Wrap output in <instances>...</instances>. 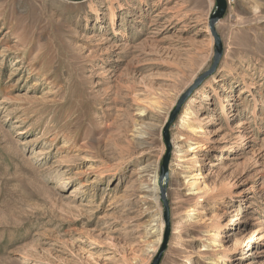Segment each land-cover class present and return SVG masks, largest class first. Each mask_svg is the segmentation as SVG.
Masks as SVG:
<instances>
[{
	"label": "rangeland",
	"instance_id": "rangeland-1",
	"mask_svg": "<svg viewBox=\"0 0 264 264\" xmlns=\"http://www.w3.org/2000/svg\"><path fill=\"white\" fill-rule=\"evenodd\" d=\"M90 1L0 0V264H151L161 187L159 264H264V0H226L162 183L215 0Z\"/></svg>",
	"mask_w": 264,
	"mask_h": 264
},
{
	"label": "water",
	"instance_id": "water-1",
	"mask_svg": "<svg viewBox=\"0 0 264 264\" xmlns=\"http://www.w3.org/2000/svg\"><path fill=\"white\" fill-rule=\"evenodd\" d=\"M71 1H78V0H71ZM215 3H216V9H215L214 13L210 16V19H209V29H210V33L213 37V40H214V52H215L214 61H213V64H212L210 70L207 71L206 73H204L202 76H200L194 82V84L179 98V100L176 103L175 108L173 109V111L169 117V122L166 124V126L163 129V138H164V141L166 144V153L163 157L162 164H161V169H160V174H159V183H162V181L164 179H167V175H168L167 167H168L169 152H170V145L168 142V128H169L170 124L174 121V119H175L177 113L179 112L181 106L188 99L191 92L196 87L199 86V84L202 82L203 79H205L207 76H210L213 73V71L215 70V68L217 67V65L219 63V60L221 59V57L223 55L222 42H221L220 37L216 33L215 24L218 20L222 19L223 16L225 15V12L227 10V4H226V0H215ZM164 195H165V188L161 187L160 188V199L163 203V208H164L163 221H164V225H165V230H164L163 240H162V244L160 246V249L158 250V252H157L156 256L154 257L151 264H159L161 256L166 249L168 237H169V231H170L169 211H168V206H167V202L165 200Z\"/></svg>",
	"mask_w": 264,
	"mask_h": 264
},
{
	"label": "bare ground",
	"instance_id": "bare-ground-1",
	"mask_svg": "<svg viewBox=\"0 0 264 264\" xmlns=\"http://www.w3.org/2000/svg\"><path fill=\"white\" fill-rule=\"evenodd\" d=\"M95 0H91L90 2H88V7L89 8H92V6H93V2H94ZM109 54V51H106V53H105V55L107 56ZM239 113L240 112H238V111H236V113H233V114H230V115H228L229 117H233V116H238L239 115ZM210 124H212V117H209L208 119H207V121H206V125H210ZM246 123H240L239 125H240V127H241V129H240V134H239V136H238V138L239 139H241L242 138V133H243V130L245 131L246 129H245V125ZM238 125V126H239ZM203 132H205V133H209V131L207 130V131H203ZM202 132V127L198 130L197 129V131H196V133H202V134H205V133H203ZM203 137V136H202ZM202 137H200V138H202ZM205 138H206V136H205ZM209 138V137H208ZM238 139V140H239ZM208 140V143L207 144H213V142L214 141H211V139H207ZM210 142V143H209ZM206 144V143H205ZM209 146L210 145H204V144H202V141H198V140H196L193 144H192V146L189 148V150H188V153L190 154V153H192V152H194V151H196V150H200L201 148L200 147H202V148H206V149H209ZM230 151H233V150H230ZM207 153H208V150L205 152V154L204 155H202L201 157H200V159L197 161V163H196V165L194 166V168H193V171L195 172L194 173V175L193 176H190V177H192V179H194L192 182H190L189 180H186L185 179V181L187 182V184L189 185V190L190 191H192V193H190V194H192V195H196V194H198V192H199V185L200 184H203V183H201V182H199V179H203V177H202V173H201V171H202V169H203V167H204V165H205V163H206V156H207ZM186 155H188V154H186ZM189 156V155H188ZM188 161V158L185 160L184 159V161L183 162H187ZM188 178H189V176H188ZM225 245H221V247H224ZM224 248H226V247H224ZM224 250H226V249H224ZM221 251H223V249L221 250ZM214 258L215 257H211L210 258V262H209V264H214ZM226 258H224V260H225Z\"/></svg>",
	"mask_w": 264,
	"mask_h": 264
},
{
	"label": "built area",
	"instance_id": "built-area-1",
	"mask_svg": "<svg viewBox=\"0 0 264 264\" xmlns=\"http://www.w3.org/2000/svg\"><path fill=\"white\" fill-rule=\"evenodd\" d=\"M228 2H229V4H230V3H233V0H227V3H228Z\"/></svg>",
	"mask_w": 264,
	"mask_h": 264
}]
</instances>
